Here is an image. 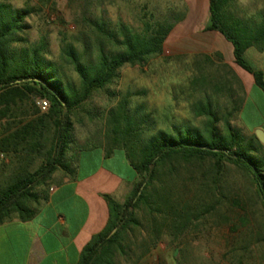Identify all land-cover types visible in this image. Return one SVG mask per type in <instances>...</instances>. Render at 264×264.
I'll use <instances>...</instances> for the list:
<instances>
[{
    "label": "trees",
    "instance_id": "1",
    "mask_svg": "<svg viewBox=\"0 0 264 264\" xmlns=\"http://www.w3.org/2000/svg\"><path fill=\"white\" fill-rule=\"evenodd\" d=\"M73 1L81 2L75 17L78 32L71 37L63 36L60 55L54 59L47 37L30 43L24 36L31 29L27 19L39 9L17 8L7 0H0V153L13 155L18 164L8 182L0 185V225L15 217L21 221L35 217L34 205L47 200L49 182L56 171L62 169L68 174L74 171L75 157L69 158L76 143L74 113L90 102L96 92L109 89L126 66H144L149 59L163 55L175 26L145 8L142 26L135 28L122 17L113 21L107 9L113 0ZM233 1L209 0L206 29L219 32L233 44L236 63L253 74L264 91L263 72L245 59V52L253 42L240 38L227 21L226 10ZM196 67L199 74L194 84L199 82L202 91L204 85H212L209 95L192 107L196 118H202L201 127L182 124L173 126L170 132L160 130L153 134V124L146 131L151 135H145L140 125L147 115H140L142 107L132 112L129 98L119 101L120 112L110 118L113 132L103 134L102 139L111 148L125 151L138 179L124 202L105 196L110 210L108 224L87 243L76 264H118V257L127 254L125 242L129 231L142 225L141 213L155 223L156 217L171 220L181 231L194 219L215 212L217 204L192 208L183 201L182 194L173 198L172 193L178 191L175 174L181 164L213 161L211 185L219 191L225 164L229 163L250 176L264 204V146L256 135H247L233 125L235 106H227L224 118L219 115L217 101L228 92L218 83H210L202 63ZM71 68L79 78L78 83L68 74ZM37 99L48 101L46 112L37 106ZM112 111L114 108L108 115ZM37 160L41 163L33 169ZM162 175L173 180L164 181ZM242 225L246 222L242 221ZM155 228L156 236L161 229ZM115 229L116 233L111 235Z\"/></svg>",
    "mask_w": 264,
    "mask_h": 264
},
{
    "label": "rangeland",
    "instance_id": "2",
    "mask_svg": "<svg viewBox=\"0 0 264 264\" xmlns=\"http://www.w3.org/2000/svg\"><path fill=\"white\" fill-rule=\"evenodd\" d=\"M7 1L17 8L39 9L27 19L31 29L24 36L30 43L47 37L54 59H58L60 55L63 36L71 37L78 32L75 17L81 8V2ZM205 2V0H113V3L108 4L107 9L115 22L122 17L125 23L139 28L142 26L141 16L144 13L142 10L148 8L147 11L154 12L157 18L175 26L166 40L163 55L149 59L144 66H126L109 89L96 92L90 102L74 113L76 143L72 145L73 150L89 147L94 141L103 143L102 135L113 132L110 118L120 112L121 106L117 105L125 98L130 99L132 112L142 107L140 115H147L146 120L140 125L142 130H145V135L150 134L146 131L149 125L153 124L155 127L151 131L153 134L160 130L170 132L173 126L182 124L202 126V118H196L192 107L200 98L209 95L212 85H204L205 90L202 91L199 82L194 84L199 69L195 64L196 59L193 58L194 53L191 52L193 46L187 48L189 41L186 36L192 30L190 27L193 23L207 18L209 11ZM180 25L183 26L178 27ZM190 40L194 43L199 39L192 37ZM68 74L79 82L72 68L68 69ZM139 92L147 93L138 95ZM113 93L115 95H112ZM39 100L37 99L36 103ZM217 102L220 105L217 106L219 115L224 118L229 108L224 102ZM111 108H114V111L108 115ZM123 124L124 121L121 122V125ZM233 125H237L235 118ZM4 155V160L0 161V185L6 184L18 167L13 155ZM40 163L41 160H37L33 169ZM214 171V162L211 160L189 166L181 164L174 182L179 192L175 190L176 194L172 195L175 198L182 194L183 201L192 208L197 206L202 209L217 204L215 212L194 219L181 231L171 224V220L156 217L155 223V220L149 218L146 213H141L142 225L129 231L125 242L127 254L119 256L117 263L264 264L262 197L250 176L229 163L224 167L222 186L219 191H215L211 185ZM164 175H162L164 181L173 180L169 177L164 178ZM34 207L38 211L46 208L44 204H35ZM242 221H245L246 225L243 226ZM155 227L161 229L160 234L156 236Z\"/></svg>",
    "mask_w": 264,
    "mask_h": 264
},
{
    "label": "crops",
    "instance_id": "3",
    "mask_svg": "<svg viewBox=\"0 0 264 264\" xmlns=\"http://www.w3.org/2000/svg\"><path fill=\"white\" fill-rule=\"evenodd\" d=\"M226 12L236 34L253 42L245 59L264 74V0H234ZM208 22L209 13L188 26L187 48L193 46L195 64H203L210 83L228 92L220 99L235 106L236 126L247 135L264 134V91L236 63L233 44L206 29ZM192 37L199 40L192 43ZM90 144L70 151L69 158L75 157L71 174L59 169L53 175L47 200L37 204H44V210L36 208L31 220L15 217L0 225V264H76L87 243L106 228L110 210L105 196L124 202L138 174L123 149L111 148L105 140Z\"/></svg>",
    "mask_w": 264,
    "mask_h": 264
},
{
    "label": "built area",
    "instance_id": "4",
    "mask_svg": "<svg viewBox=\"0 0 264 264\" xmlns=\"http://www.w3.org/2000/svg\"><path fill=\"white\" fill-rule=\"evenodd\" d=\"M38 107L41 111L46 112L49 109V103L47 100H39L37 102ZM5 158V155L3 153H0V161H3Z\"/></svg>",
    "mask_w": 264,
    "mask_h": 264
},
{
    "label": "water",
    "instance_id": "5",
    "mask_svg": "<svg viewBox=\"0 0 264 264\" xmlns=\"http://www.w3.org/2000/svg\"><path fill=\"white\" fill-rule=\"evenodd\" d=\"M256 135H257V138L259 139V141L264 145V134H263V132L261 130H259V131H257ZM141 192L139 193V195L141 194ZM116 231H117V229H115L111 235L115 234Z\"/></svg>",
    "mask_w": 264,
    "mask_h": 264
}]
</instances>
